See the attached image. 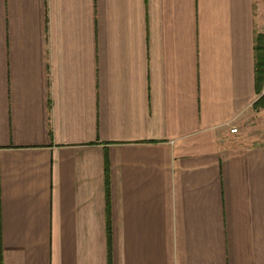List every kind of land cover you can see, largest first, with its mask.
I'll return each instance as SVG.
<instances>
[{
    "label": "crops",
    "instance_id": "crops-1",
    "mask_svg": "<svg viewBox=\"0 0 264 264\" xmlns=\"http://www.w3.org/2000/svg\"><path fill=\"white\" fill-rule=\"evenodd\" d=\"M259 33L264 0H0V264H264Z\"/></svg>",
    "mask_w": 264,
    "mask_h": 264
},
{
    "label": "trees",
    "instance_id": "trees-1",
    "mask_svg": "<svg viewBox=\"0 0 264 264\" xmlns=\"http://www.w3.org/2000/svg\"><path fill=\"white\" fill-rule=\"evenodd\" d=\"M254 82L256 92H260L264 83V34L259 33L254 36ZM264 101V94L260 96L258 101L254 103V106ZM105 194H106V233L108 244L110 242V199H109V183L106 174L105 178Z\"/></svg>",
    "mask_w": 264,
    "mask_h": 264
},
{
    "label": "built area",
    "instance_id": "built-area-1",
    "mask_svg": "<svg viewBox=\"0 0 264 264\" xmlns=\"http://www.w3.org/2000/svg\"><path fill=\"white\" fill-rule=\"evenodd\" d=\"M231 133H236L237 132V128L236 126H232L229 130Z\"/></svg>",
    "mask_w": 264,
    "mask_h": 264
}]
</instances>
